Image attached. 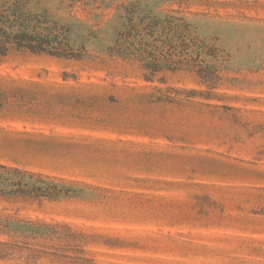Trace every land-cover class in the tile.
Wrapping results in <instances>:
<instances>
[{"label": "rangeland", "instance_id": "obj_1", "mask_svg": "<svg viewBox=\"0 0 264 264\" xmlns=\"http://www.w3.org/2000/svg\"><path fill=\"white\" fill-rule=\"evenodd\" d=\"M27 8L81 59L0 61V165L55 196L0 195V264H264V0ZM127 8L184 18L220 51L201 54L216 79L145 80L121 56Z\"/></svg>", "mask_w": 264, "mask_h": 264}, {"label": "trees", "instance_id": "obj_2", "mask_svg": "<svg viewBox=\"0 0 264 264\" xmlns=\"http://www.w3.org/2000/svg\"><path fill=\"white\" fill-rule=\"evenodd\" d=\"M28 2L0 0V61L13 52L80 60L81 56L75 54L69 45L64 29L47 17L48 11L33 15L27 8ZM138 9H126L128 26L126 32L120 34L119 44L125 45L124 49H120L121 56L138 62L145 80L152 82L159 74L174 73L184 68L195 70L204 83L216 79L215 72H211L213 67L201 59V54L205 52L214 60H219L220 51L216 46L192 35L189 24L182 17H160L149 12L135 22ZM159 81L164 82V77ZM11 172L0 165V183L11 180V186L15 187L8 191L0 189V195L7 192L24 200L55 197L44 186L24 182L25 174L18 170L13 171L14 177H9ZM38 182L44 183L41 180Z\"/></svg>", "mask_w": 264, "mask_h": 264}]
</instances>
